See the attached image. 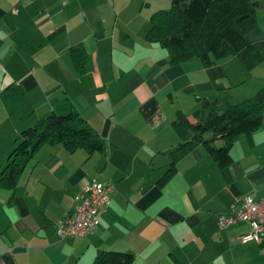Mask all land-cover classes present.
<instances>
[{"label":"crops","instance_id":"1","mask_svg":"<svg viewBox=\"0 0 264 264\" xmlns=\"http://www.w3.org/2000/svg\"><path fill=\"white\" fill-rule=\"evenodd\" d=\"M165 2L0 0V175L20 132L66 103L103 142L93 154L44 145L13 187H0V264H93L105 251L132 254L133 264H264V238L241 239L247 223L218 227L242 198H264V111L262 126L234 143L227 167L201 145L175 162L168 155L181 142L179 115L192 121L199 112L203 121L251 99L264 87V63L171 64L146 38ZM262 9L264 0L256 14L264 34ZM158 154L170 165L154 170ZM92 181L112 188L99 225L61 240L57 226Z\"/></svg>","mask_w":264,"mask_h":264},{"label":"trees","instance_id":"2","mask_svg":"<svg viewBox=\"0 0 264 264\" xmlns=\"http://www.w3.org/2000/svg\"><path fill=\"white\" fill-rule=\"evenodd\" d=\"M259 3L250 0H171L170 8L150 18L146 38L169 52L170 63L177 65L198 58L205 66L236 57L247 70L264 63V34L257 24ZM4 12L0 10V17ZM77 69L84 72L86 56L79 48ZM264 87L251 99L211 112L205 120L193 113L192 121L179 115L174 127L181 142L168 152L175 162L196 146H203L219 167L232 163L230 150L242 137L250 138L262 126ZM211 132V137L206 134ZM220 143V146H215ZM61 145L72 153L84 149L100 152L103 142L69 103L57 106L39 126L20 132V142L9 154L0 187H13L24 163L44 145ZM175 173L173 164L162 183ZM132 254L105 251L93 264H133Z\"/></svg>","mask_w":264,"mask_h":264},{"label":"built area","instance_id":"3","mask_svg":"<svg viewBox=\"0 0 264 264\" xmlns=\"http://www.w3.org/2000/svg\"><path fill=\"white\" fill-rule=\"evenodd\" d=\"M112 188L92 181L75 196L77 207L57 226V236L61 240L85 237L92 233L100 222V216L110 203ZM245 222L250 232L242 236V241L261 242L264 238V198L251 196L242 198L230 212L219 215L218 227L221 230Z\"/></svg>","mask_w":264,"mask_h":264},{"label":"water","instance_id":"4","mask_svg":"<svg viewBox=\"0 0 264 264\" xmlns=\"http://www.w3.org/2000/svg\"><path fill=\"white\" fill-rule=\"evenodd\" d=\"M167 165H170V160L162 154L156 155L151 162V168L154 170L160 169Z\"/></svg>","mask_w":264,"mask_h":264},{"label":"rangeland","instance_id":"5","mask_svg":"<svg viewBox=\"0 0 264 264\" xmlns=\"http://www.w3.org/2000/svg\"><path fill=\"white\" fill-rule=\"evenodd\" d=\"M256 2H258V3H260L261 2V0H255ZM166 3V8L165 9H169L170 8V2H169V4L167 3V2H165ZM258 12H260V15H262L263 17H264V9H262V10H258Z\"/></svg>","mask_w":264,"mask_h":264}]
</instances>
